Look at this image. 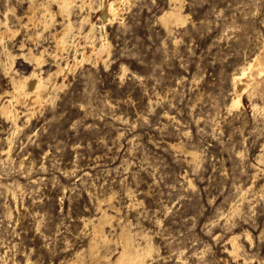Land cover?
Returning <instances> with one entry per match:
<instances>
[{"label": "rangeland", "instance_id": "1", "mask_svg": "<svg viewBox=\"0 0 264 264\" xmlns=\"http://www.w3.org/2000/svg\"><path fill=\"white\" fill-rule=\"evenodd\" d=\"M43 2L0 0L16 31L0 42L1 101L10 77L35 67L19 54L29 48L44 52L36 71L62 83L36 109L15 101L16 124L0 113V264H111L123 229L149 241L145 264H264V95L243 92L229 109L233 75L262 47L264 0H131L105 25L109 52L71 74L54 71L73 46L49 54L64 23L56 2V24L25 25ZM99 2L71 10L78 50L91 52L82 15L102 34ZM174 5L184 22L166 27L160 14ZM99 206L111 215L106 243L87 221Z\"/></svg>", "mask_w": 264, "mask_h": 264}, {"label": "bare ground", "instance_id": "2", "mask_svg": "<svg viewBox=\"0 0 264 264\" xmlns=\"http://www.w3.org/2000/svg\"><path fill=\"white\" fill-rule=\"evenodd\" d=\"M54 1L57 4V12L63 19V25L59 29L53 31L54 50L49 54L56 59L62 56V53L70 46L74 48L73 58L66 60L64 63H56V70L54 74L63 72L67 74L73 71L77 65L82 64L88 60L91 53L96 56H101L103 52H109L110 43L106 38V23H113L114 20L120 18L123 10V6L128 4L131 0H100L98 4V10H101L98 17L102 34L97 36L95 33L96 22L90 19L88 13L82 15L78 20L77 31L83 33L82 36L91 44V52L88 53L85 50V46H81L80 50L76 48L75 43L76 34L73 33V21L70 13L73 7L77 6L83 9L85 6L92 7L94 0H45L42 3L41 15L34 18L31 14L32 9L26 11L25 25L39 26L41 29H45L53 24H56L55 14L56 12L51 9L50 3ZM57 17V16H56ZM122 17V16H121ZM3 21L0 20V42L5 41L8 38L13 37L16 31L11 28L7 18ZM160 18L166 27H169L170 23H182L184 18L176 5L163 11L160 14ZM117 22V21H116ZM115 23V22H114ZM87 24L89 28L83 30V26ZM37 34H34L32 38H36ZM263 40V39H262ZM23 44H21L22 46ZM20 56L28 57L29 61H33L35 67L26 74H19L18 77L11 76V90L5 91L8 98L1 101L0 94V113L8 120L16 124L18 118V111L15 107V101H27V105L33 109L39 107L46 99H52L53 90L62 86V83H57L50 79L51 73H47L46 76H41L37 67H40L44 62V52L40 50L38 53H34L30 48L27 52H20ZM16 54L7 52L6 68L10 69L16 58ZM93 62V61H92ZM95 62V61H94ZM62 74V73H61ZM66 76V75H65ZM234 86H236L237 92L232 98L229 109L238 107L241 104V94L246 92L249 97L254 95H264L262 91V85L264 83V40L262 47L259 51L254 53L249 60H247L240 68L239 71L232 77ZM263 99V98H262ZM22 103V102H21ZM254 105V103H253ZM256 105H254L255 107ZM257 107V106H256ZM30 112V111H29ZM31 116V115H30ZM27 119V118H26ZM14 127V126H13ZM111 215H109L106 208L99 206V215L95 219H88V224L91 227L92 240L108 242L110 238L107 236L104 224L110 222ZM120 246L121 249L118 255L114 258L111 264H145L147 255L151 251L149 241H146L144 245H139L134 242V235L127 229H123L120 233ZM228 241L231 243V253H237V235H230ZM102 257V256H101ZM68 264H81L78 255L76 258L68 261ZM88 264H110L109 259H99L91 256Z\"/></svg>", "mask_w": 264, "mask_h": 264}]
</instances>
